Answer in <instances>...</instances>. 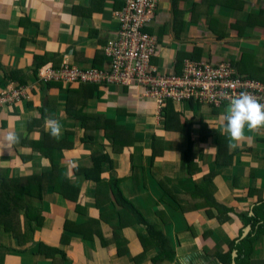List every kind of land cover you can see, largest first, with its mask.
Returning a JSON list of instances; mask_svg holds the SVG:
<instances>
[{
  "label": "crops",
  "instance_id": "1",
  "mask_svg": "<svg viewBox=\"0 0 264 264\" xmlns=\"http://www.w3.org/2000/svg\"><path fill=\"white\" fill-rule=\"evenodd\" d=\"M123 4L0 0V89L25 86L30 95L0 109V144L7 131L21 135L0 155V177L22 180L21 193L45 217L35 240L0 223V264H227L230 254L231 263L264 264V235L248 262L237 246L255 234L249 218L264 222V127L245 130L233 150L222 131L225 109L165 103L159 110L141 90L40 82L43 64L107 69L103 50L117 37L114 11ZM146 31L156 40L151 64L162 74H180L184 61L230 63L239 76L264 83V0H157ZM95 116L133 140L113 145ZM46 118L60 122L59 137L48 139ZM101 154L111 164L97 168L93 155ZM148 225L166 239L173 261L154 246Z\"/></svg>",
  "mask_w": 264,
  "mask_h": 264
},
{
  "label": "built area",
  "instance_id": "2",
  "mask_svg": "<svg viewBox=\"0 0 264 264\" xmlns=\"http://www.w3.org/2000/svg\"><path fill=\"white\" fill-rule=\"evenodd\" d=\"M156 10L157 0H124L121 9L114 11L119 27L117 37L108 41L103 50L107 69L81 70L68 62L60 68L47 65L39 72L40 82L141 90L145 98L155 101L159 110L165 103H195L223 110L241 92L251 94L264 104V83L239 76L230 63L184 61L180 74L160 73L151 64L156 40L146 31ZM28 100L29 90L25 86L0 89V109Z\"/></svg>",
  "mask_w": 264,
  "mask_h": 264
},
{
  "label": "trees",
  "instance_id": "3",
  "mask_svg": "<svg viewBox=\"0 0 264 264\" xmlns=\"http://www.w3.org/2000/svg\"><path fill=\"white\" fill-rule=\"evenodd\" d=\"M45 63H48L46 60ZM41 66L42 68L44 67ZM41 68V69H42ZM40 69V70H41ZM14 75H11V79H16L13 78ZM24 84V82H22ZM79 87H90L94 88L97 90V86L93 85H75ZM94 121V126H98L102 132L104 133L105 137L111 138L113 140L112 144L115 145L117 140L120 137L123 138L124 141H130L133 140V135L130 131L120 128L117 124H115L113 121L107 120L105 117H97L92 118ZM98 119V120H97ZM118 134V135H117ZM48 139H51V135H47ZM57 146V145H56ZM185 156V161L189 164V157H190V150L186 151ZM98 158V159H97ZM107 162L109 165L111 164V161L109 160L108 156L105 154L101 155H93V162L97 166V168L100 166L101 162ZM99 172V171H98ZM86 178H90V175H85ZM10 180L7 179L6 177L2 176L0 177V223H2L5 226V229L8 232L15 231V233L22 237L30 238L35 240V235L40 229L44 223V218L42 219L41 215V208L38 205H33L32 203L28 202V199L24 197V195L21 193V190L17 186L19 184V181L23 182L22 180L19 181H12L13 184H9ZM97 181V180H96ZM14 186L16 188L13 189L8 186ZM7 192L11 193L12 195H15L18 197L19 201L21 203L19 204H12L9 203L7 200ZM16 192V193H15ZM36 198L38 201H42L43 198V189L41 188L39 191V194ZM120 200L123 202L126 208L133 209V205L125 199L124 197H120ZM261 209L264 210V202L260 204ZM29 208L28 211L23 215L22 214V209L23 208ZM216 208H221L224 209L223 206L219 205L216 206ZM225 210V209H224ZM227 211V210H226ZM258 216V217H256ZM260 217L261 215L256 214L255 216L249 218V221L253 224V226L256 227V231L254 235H248L244 240H242L237 246L238 249L243 251L245 253V262H248L251 254H252V247L254 242L262 235H264V222L260 224ZM264 221V219H263ZM146 223V222H145ZM148 231H149V236L152 238L154 241V246L159 247L161 250V256L165 257L168 261H173L175 257V252L172 250V248L167 247L166 239L162 236L160 232L156 230V227L148 225ZM205 249V246H204ZM224 262L227 264H231V254L228 256L227 259H222Z\"/></svg>",
  "mask_w": 264,
  "mask_h": 264
},
{
  "label": "clouds",
  "instance_id": "4",
  "mask_svg": "<svg viewBox=\"0 0 264 264\" xmlns=\"http://www.w3.org/2000/svg\"><path fill=\"white\" fill-rule=\"evenodd\" d=\"M222 131L227 135L228 148L236 149L245 139V130L257 131L264 127V104L247 92H241L229 101L221 117ZM46 129L53 138L61 135V124L56 119H45ZM21 135L16 131H7L0 144V155L20 142ZM76 167L75 164L71 165Z\"/></svg>",
  "mask_w": 264,
  "mask_h": 264
},
{
  "label": "water",
  "instance_id": "5",
  "mask_svg": "<svg viewBox=\"0 0 264 264\" xmlns=\"http://www.w3.org/2000/svg\"><path fill=\"white\" fill-rule=\"evenodd\" d=\"M246 229H247V230L245 231V234L248 233V232L251 230V227L248 226ZM245 234H244V235H245ZM233 256H234V258L237 257V252H234ZM231 264H236V263L233 262V263H231Z\"/></svg>",
  "mask_w": 264,
  "mask_h": 264
},
{
  "label": "rangeland",
  "instance_id": "6",
  "mask_svg": "<svg viewBox=\"0 0 264 264\" xmlns=\"http://www.w3.org/2000/svg\"><path fill=\"white\" fill-rule=\"evenodd\" d=\"M11 232L15 234V231H14V230H13V231H11ZM8 233H10V232H8Z\"/></svg>",
  "mask_w": 264,
  "mask_h": 264
}]
</instances>
